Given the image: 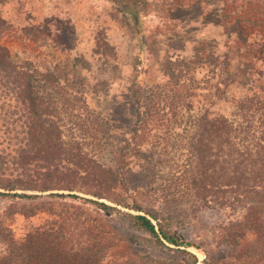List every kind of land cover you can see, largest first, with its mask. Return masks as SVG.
Returning <instances> with one entry per match:
<instances>
[{"label":"rangeland","instance_id":"obj_1","mask_svg":"<svg viewBox=\"0 0 264 264\" xmlns=\"http://www.w3.org/2000/svg\"><path fill=\"white\" fill-rule=\"evenodd\" d=\"M0 16V41L16 60L58 78L55 94L66 98L61 106L65 138L80 141L113 170L118 181L108 195L127 204L95 196L80 184L73 190L14 192L73 194L132 214L141 213L130 208L135 205L151 208L169 216V227L199 247L187 248L198 264L206 257L203 251L212 255L208 264H250L241 251L252 246L259 248L255 264H264V240L252 234L240 240L232 227L249 206H221L195 196L181 167L183 129L197 113L231 116L237 101L264 95V0H0ZM241 27L240 36L232 32ZM169 66L183 86L174 79L170 83ZM159 87L191 105L168 115L167 127L157 118L150 122L136 116V97ZM24 112L22 102L0 84V153L10 160L19 147L15 137ZM19 172L10 165L12 177ZM44 200L52 202L55 213L65 207L85 213L80 221L86 220L88 233L82 239L99 249L106 246L103 264H170L178 255L177 247L155 244L133 229L118 210H100L78 198L23 203L0 195V221L25 232L54 215L26 217L15 211ZM127 233L138 244H125Z\"/></svg>","mask_w":264,"mask_h":264},{"label":"trees","instance_id":"obj_2","mask_svg":"<svg viewBox=\"0 0 264 264\" xmlns=\"http://www.w3.org/2000/svg\"><path fill=\"white\" fill-rule=\"evenodd\" d=\"M3 29L4 20L0 16V38ZM232 32L240 36L242 27ZM176 74L173 66L165 70L170 83L174 79L176 86L181 87L185 81L176 79ZM225 83L228 85L230 81ZM0 84L6 94L16 95L26 111L18 119V123H21L15 138L19 140V147L13 160L8 158L9 155L0 153V188L4 189L0 195L23 203L40 198L72 197L95 204L107 212L118 210L102 201L73 194L14 192L73 190L80 184L91 188L95 196L117 204H127L116 198L110 199L108 195L110 187L118 181L113 170L99 163L80 141L65 138L61 106L66 98L55 94L59 80L52 71H40L29 63H19L0 41ZM157 89L147 90L136 97V116L141 121L148 119L150 122L157 118L167 127L166 122L171 115H177L184 107L189 109L191 105L187 98L177 99L172 89L168 92L160 87ZM235 107L236 114L231 116L225 113L213 114L208 110L197 113L189 125L184 127L181 140L186 148L182 173L197 197H210V201L214 200L221 206H249L243 218L232 223V227H235L240 240L252 234L256 241H263L264 95L254 93V96L237 101ZM177 128L181 127L177 125ZM11 164L20 168L19 174L14 177L9 173ZM31 204L33 206H29L30 210L15 212L26 217L44 212L54 217L40 224L33 223L22 233L13 229L11 224L0 221V264L104 263L106 253L102 249L105 250L106 246L99 249L95 244H86L87 241L82 239V235L88 233L86 220L80 221L85 213L76 210L73 214L67 207L61 213H55L51 201ZM130 208L141 213L118 211L128 218L133 229L148 234L150 241L155 244L166 246L167 243L177 247L178 255L174 256L170 264L199 263L197 255L187 250L199 247L169 227V216L165 217L157 210L142 208L140 205ZM138 242L136 236L126 234L125 244L134 245ZM203 252L206 257L202 264H208V257L212 255L208 251ZM258 255L259 248L254 246L241 251V256L249 260L250 264H255ZM159 263L166 264L162 261Z\"/></svg>","mask_w":264,"mask_h":264}]
</instances>
